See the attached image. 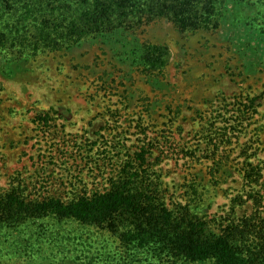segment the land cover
I'll use <instances>...</instances> for the list:
<instances>
[{"label":"rangeland","instance_id":"1","mask_svg":"<svg viewBox=\"0 0 264 264\" xmlns=\"http://www.w3.org/2000/svg\"><path fill=\"white\" fill-rule=\"evenodd\" d=\"M227 12L220 27L187 32L167 18L82 33L61 27L52 35L79 41L10 61L1 53L0 196L38 204L138 188L216 233L247 226L242 245L262 247L264 1L230 3ZM7 17L0 34H16L21 18ZM43 223L7 226L0 264L49 263L27 259L36 249L20 251L23 235L37 238ZM138 223L125 212L101 232L115 247Z\"/></svg>","mask_w":264,"mask_h":264},{"label":"trees","instance_id":"2","mask_svg":"<svg viewBox=\"0 0 264 264\" xmlns=\"http://www.w3.org/2000/svg\"><path fill=\"white\" fill-rule=\"evenodd\" d=\"M251 1L22 0L18 7L13 2L0 0L1 18L8 15V24L10 16L18 14L21 18L16 34H0V54L4 53L5 60L10 61L17 54L29 58L41 50H59L79 40L59 33L53 36L51 32L66 27L65 30L79 29L82 33L92 26L102 31L114 20L117 27L122 23L134 27L167 18L181 32L217 28L227 16V5L241 6ZM10 51L16 54L8 57ZM130 188L113 189L71 202L51 198L31 204L20 201L15 193L0 196V234L7 226L19 230L27 220L33 224L43 221L42 234L35 232L37 238L33 239L24 228L26 234L19 242L26 246V250L20 251H38L39 256L26 254L29 261L49 262L46 264H264V244L257 251L256 246L242 245L248 237L246 230L252 233L249 227L241 230L228 226L223 233H216L207 221L188 208L175 211L164 204L156 205L149 194ZM125 212L136 216L139 223L117 234L120 245L114 247L107 233L101 230L109 220ZM56 224L71 225V234L63 236ZM51 225L55 228H48ZM14 254L18 257V251Z\"/></svg>","mask_w":264,"mask_h":264}]
</instances>
